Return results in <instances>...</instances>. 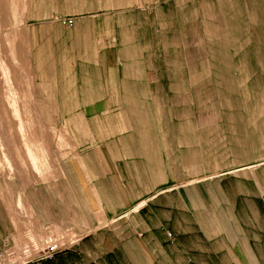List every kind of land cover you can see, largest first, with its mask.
<instances>
[{
	"label": "rangeland",
	"instance_id": "rangeland-1",
	"mask_svg": "<svg viewBox=\"0 0 264 264\" xmlns=\"http://www.w3.org/2000/svg\"><path fill=\"white\" fill-rule=\"evenodd\" d=\"M108 170L151 176L134 208L180 192L193 219L209 215L197 198L210 211L226 194L223 207L252 219L264 0H0V195L16 231L0 251L73 252L108 229L80 228L100 203L89 178Z\"/></svg>",
	"mask_w": 264,
	"mask_h": 264
},
{
	"label": "crops",
	"instance_id": "crops-1",
	"mask_svg": "<svg viewBox=\"0 0 264 264\" xmlns=\"http://www.w3.org/2000/svg\"><path fill=\"white\" fill-rule=\"evenodd\" d=\"M121 148L128 154L133 151ZM123 175L108 170L103 176L89 178L100 183L89 188L92 198L97 197L100 203L90 207L92 217L80 228L88 230L104 219L113 222L108 229L85 236L73 252L31 264H264V185L258 207L248 203L249 209L244 211L252 219H237L230 208L223 207L228 203L226 194L217 200L216 207L212 203L210 211L197 198L198 211L209 215L188 219L186 195L184 201L180 192L174 197L165 192V200L155 197L134 208L157 185L151 176L137 177L134 184V180L123 181ZM129 175L134 177V170ZM246 200L251 201L250 196ZM99 213L102 217L98 219ZM15 232L11 210L4 207L0 195V245Z\"/></svg>",
	"mask_w": 264,
	"mask_h": 264
},
{
	"label": "built area",
	"instance_id": "built-area-1",
	"mask_svg": "<svg viewBox=\"0 0 264 264\" xmlns=\"http://www.w3.org/2000/svg\"><path fill=\"white\" fill-rule=\"evenodd\" d=\"M72 24L71 21L67 22ZM58 254V247L53 242H47L43 247L35 244H28L17 249L5 246L0 251V264H31L52 260Z\"/></svg>",
	"mask_w": 264,
	"mask_h": 264
}]
</instances>
